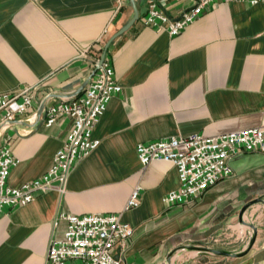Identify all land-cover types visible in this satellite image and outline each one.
<instances>
[{
  "label": "crops",
  "instance_id": "obj_1",
  "mask_svg": "<svg viewBox=\"0 0 264 264\" xmlns=\"http://www.w3.org/2000/svg\"><path fill=\"white\" fill-rule=\"evenodd\" d=\"M178 18L198 0H157ZM139 18L110 43L122 91L93 130L99 144L78 162L66 190L37 192L0 216V264H44L50 240L67 227L65 214L120 213L134 231L115 255L121 264H160L176 245L228 228L244 203L264 195V152L233 156L234 174L180 205L165 195L180 185L176 166L147 165L136 147L174 135H214L264 125V1L213 3L179 34L146 25L149 0H135ZM134 16L131 0H0V94L36 86L30 113L83 92L109 38ZM18 120L7 130L19 186L51 168L73 127ZM141 186L140 204L126 208ZM56 219L58 223L55 224ZM237 264H264V234Z\"/></svg>",
  "mask_w": 264,
  "mask_h": 264
},
{
  "label": "built area",
  "instance_id": "obj_2",
  "mask_svg": "<svg viewBox=\"0 0 264 264\" xmlns=\"http://www.w3.org/2000/svg\"><path fill=\"white\" fill-rule=\"evenodd\" d=\"M226 0H198L178 18H172L157 0H149L144 16L146 25L165 29L171 35L179 34L197 20L213 3ZM252 4L264 0H244ZM100 55L93 59L94 67ZM122 91L114 68L105 57L91 75L82 93L61 98L44 106L42 114L46 124L59 118L69 117L73 127L68 138L54 154L49 170L22 185L9 182L12 169L18 163L7 134L8 128L18 120H36V112L30 113L36 100V86H27L14 93L0 94V216L7 208L30 203L37 192L66 190L68 178L80 160L90 154L99 144L92 133L105 112L110 100ZM42 116V115H41ZM144 165L153 160L171 161L177 168L180 185L165 195V202L180 205L192 201L208 188L234 174L230 159L242 152H264V125L244 127L214 135L195 132L174 135L148 142L136 147ZM141 186L131 192L126 208L140 204ZM58 218L67 221L61 237L50 240L44 264H121L115 255L118 245H124L134 227L121 219L120 213L65 214ZM58 223L56 219L55 224Z\"/></svg>",
  "mask_w": 264,
  "mask_h": 264
},
{
  "label": "rangeland",
  "instance_id": "obj_3",
  "mask_svg": "<svg viewBox=\"0 0 264 264\" xmlns=\"http://www.w3.org/2000/svg\"><path fill=\"white\" fill-rule=\"evenodd\" d=\"M251 200L256 201L242 211ZM244 206L224 233L186 239L163 256L160 264H237L243 260L264 234V195L248 199Z\"/></svg>",
  "mask_w": 264,
  "mask_h": 264
},
{
  "label": "water",
  "instance_id": "obj_4",
  "mask_svg": "<svg viewBox=\"0 0 264 264\" xmlns=\"http://www.w3.org/2000/svg\"><path fill=\"white\" fill-rule=\"evenodd\" d=\"M131 2H132V4H133V6H134V16H133V18H132V19H131V20H130L125 26H123L121 29H119L114 35H112L111 38H109V39L107 40V42H106V44H105V46H104V49H103L102 55H101V57H100V60H99L98 64L95 66L93 73L98 69V67L100 66V64H102V62L104 61L105 56H106L107 49H108L110 43L112 42V40H113L115 37H117L118 35H120L121 33H123L124 31H126V30H127V29H128L133 23H134V21H135L136 19L139 18V9H138V7H137V5H136V2H135V0H131ZM93 73H92V74H93ZM88 81H89V80H88ZM88 81L85 83V85L88 83ZM44 106H45V102L42 101L41 106H40V109H39V112H38V117L41 116ZM253 201H256V200H251V201H249V202L243 207L242 211H243L248 205H250Z\"/></svg>",
  "mask_w": 264,
  "mask_h": 264
},
{
  "label": "bare ground",
  "instance_id": "obj_5",
  "mask_svg": "<svg viewBox=\"0 0 264 264\" xmlns=\"http://www.w3.org/2000/svg\"><path fill=\"white\" fill-rule=\"evenodd\" d=\"M182 257V256H181Z\"/></svg>",
  "mask_w": 264,
  "mask_h": 264
}]
</instances>
